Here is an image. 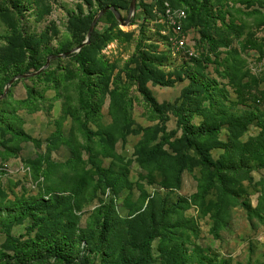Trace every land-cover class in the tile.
<instances>
[{"label": "rangeland", "instance_id": "374dc122", "mask_svg": "<svg viewBox=\"0 0 264 264\" xmlns=\"http://www.w3.org/2000/svg\"><path fill=\"white\" fill-rule=\"evenodd\" d=\"M111 1L126 19L128 0H0V98ZM138 3L142 23L107 13L0 103V264H264V0Z\"/></svg>", "mask_w": 264, "mask_h": 264}, {"label": "trees", "instance_id": "16d2710c", "mask_svg": "<svg viewBox=\"0 0 264 264\" xmlns=\"http://www.w3.org/2000/svg\"><path fill=\"white\" fill-rule=\"evenodd\" d=\"M131 1H132V0H128V2H130V5H131ZM110 4H112V5H111V6H107V5H106V6H103V7H102V10H104V9H106V8H108V7H115L118 11L120 10V7H119L115 2L111 1ZM170 6H171L172 8H174V9H184V8H176V7H174L172 4H170ZM164 7H165V5H164ZM129 8H130V6H129ZM128 10H129V9H128ZM184 10H185V11L187 12V14H188V22H187V25H188L189 20H190V19H189V18H190V15H189V13H188V11H187L186 9H184ZM108 15H109V16H112V17H115L114 14H113L112 12H108ZM147 16H148V15H147L146 11H145L144 9H142V5H141L140 3H138V5H137V13H136V15H135V17H134V19H133V24L142 23L144 20H146V19L148 18ZM92 20H93V19H92V17H91V18L89 19L88 26H87V28H86V30H85L87 35H88L89 29H90V27H91L90 24H91ZM186 28L189 29L187 26H186ZM99 36H100V33H99L98 31H94L90 43H91V44H95L96 41L98 40ZM85 41H86V38H85V37L82 38V40L78 43L79 47H80ZM83 53H84V50H81L79 56H81ZM192 58H194V57H192ZM192 58H189V59H192ZM30 67L36 69L37 71L41 70L40 67L35 63L34 59H32V61L30 62ZM6 87H7V86H6ZM2 96H3V95H2ZM183 130H184V138H185V140L188 142V141L190 140V137H191L192 134H193V133H192V128L184 127ZM206 133H207V131H203V130H199V131L195 132V134H196L197 136H204ZM208 155H209L208 153H203L202 151L199 152V157H200V162H201V164H202L203 167H205L207 170H210L211 168H214V171H213L214 176L218 178V180L222 183L224 189H226V182L224 181V177H223V169H222V167L218 166V164H216V163H213V162L211 161V159L208 157ZM101 235H102V233H101ZM104 235H105V234H103V235L101 236L102 239H105V238L103 237ZM153 238H154V236H150V238H149L148 240L145 241V245H146V244H147V245H150V244H151V241L153 240ZM83 260H85V259H84V258L79 259V261H81V262H83ZM75 261L77 262L78 260H75V259L72 260V262H75ZM79 261H78V262H79ZM142 261H144V263L147 262V260H146L145 258L142 259Z\"/></svg>", "mask_w": 264, "mask_h": 264}, {"label": "built area", "instance_id": "2783aa9c", "mask_svg": "<svg viewBox=\"0 0 264 264\" xmlns=\"http://www.w3.org/2000/svg\"><path fill=\"white\" fill-rule=\"evenodd\" d=\"M162 24L171 31L170 38L177 53H183L189 58L194 57L197 47L195 30L187 29L188 14L184 9H174L169 3H165Z\"/></svg>", "mask_w": 264, "mask_h": 264}, {"label": "water", "instance_id": "95a60500", "mask_svg": "<svg viewBox=\"0 0 264 264\" xmlns=\"http://www.w3.org/2000/svg\"><path fill=\"white\" fill-rule=\"evenodd\" d=\"M137 2L138 0H132L131 1V5L129 8V14L128 17L126 19L123 18V16L121 15V13L115 8V7H108L104 10H102L99 15L93 20L91 27L89 29L88 32V36H87V40L78 48L70 51L69 53L66 54H62V55H53L51 57H49L46 61V65L38 72L33 73V74H27V75H23V76H19L16 77L14 80H12L6 87L5 89V93L3 94V96L0 98V103L8 96L10 89L12 88V86L18 82V81H22L25 80L27 78H31V77H35L39 74H41L44 70H46L50 64L52 60L58 59V58H66L72 54L75 53H79L85 46H88L90 44V39L92 37V34L98 24V21L104 17L108 12H112L115 16V18L117 19V21L120 23V25L122 26H129L131 24L132 19L135 17L136 12H137Z\"/></svg>", "mask_w": 264, "mask_h": 264}]
</instances>
